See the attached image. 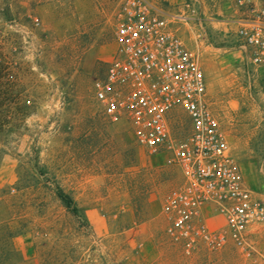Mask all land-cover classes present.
Instances as JSON below:
<instances>
[{"label": "rangeland", "instance_id": "374dc122", "mask_svg": "<svg viewBox=\"0 0 264 264\" xmlns=\"http://www.w3.org/2000/svg\"><path fill=\"white\" fill-rule=\"evenodd\" d=\"M121 1L0 0V223L17 230L18 262L42 264L56 250L62 264H252L232 245L186 258L168 241L161 206L179 170L94 98L115 53ZM157 1L186 17L175 25L199 57L243 183L264 201V66L235 36L264 0ZM174 115L183 136L189 121ZM252 239L264 264V226Z\"/></svg>", "mask_w": 264, "mask_h": 264}, {"label": "built area", "instance_id": "2783aa9c", "mask_svg": "<svg viewBox=\"0 0 264 264\" xmlns=\"http://www.w3.org/2000/svg\"><path fill=\"white\" fill-rule=\"evenodd\" d=\"M157 0H122L115 13V53L93 95L111 121L125 120L149 155L168 154L180 181L166 193L165 236L184 257L232 245L252 264L262 256L252 236L264 226V201L248 189L207 93L199 57L184 43L176 20ZM235 36L264 66V5L238 21ZM182 110L188 131H175ZM224 225L214 228L210 219Z\"/></svg>", "mask_w": 264, "mask_h": 264}, {"label": "trees", "instance_id": "16d2710c", "mask_svg": "<svg viewBox=\"0 0 264 264\" xmlns=\"http://www.w3.org/2000/svg\"><path fill=\"white\" fill-rule=\"evenodd\" d=\"M6 102H4L5 104ZM9 107V103H6V107ZM4 124V123H3ZM2 125H0V129ZM1 132V130H0ZM58 197L67 209H70L72 214L78 215V208L75 206L74 200L63 191L58 192ZM17 234V230L14 229L8 222L0 223V264H21L18 262L16 252L13 247V240ZM42 264H62L59 252L52 250L46 254Z\"/></svg>", "mask_w": 264, "mask_h": 264}]
</instances>
